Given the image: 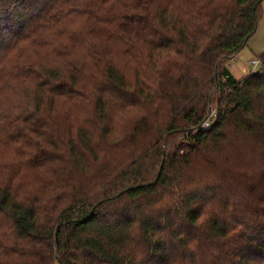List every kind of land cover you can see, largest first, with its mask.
<instances>
[{"label": "trees", "instance_id": "16d2710c", "mask_svg": "<svg viewBox=\"0 0 264 264\" xmlns=\"http://www.w3.org/2000/svg\"><path fill=\"white\" fill-rule=\"evenodd\" d=\"M263 3L0 0V264H264Z\"/></svg>", "mask_w": 264, "mask_h": 264}, {"label": "rangeland", "instance_id": "374dc122", "mask_svg": "<svg viewBox=\"0 0 264 264\" xmlns=\"http://www.w3.org/2000/svg\"><path fill=\"white\" fill-rule=\"evenodd\" d=\"M262 10H263V15L261 20L259 21V26L257 29L256 34L250 41L249 45L245 47L238 55V57L233 61L229 68L230 71L233 73V75L237 79H242L244 76L247 75L245 73V69L248 71L250 70L249 63L255 59V58H260L262 55H264V3L262 4ZM22 90H25L24 88ZM17 92L16 94H3L0 96V109H3L6 107L7 108H12L16 105L21 104L24 106L25 102L27 103V99H25L26 92L23 93L24 91ZM23 93V94H22ZM55 264H60L56 262Z\"/></svg>", "mask_w": 264, "mask_h": 264}, {"label": "built area", "instance_id": "2783aa9c", "mask_svg": "<svg viewBox=\"0 0 264 264\" xmlns=\"http://www.w3.org/2000/svg\"><path fill=\"white\" fill-rule=\"evenodd\" d=\"M249 66H250V70L247 71V70L245 69V73H247V74L256 73V72L262 70V66H261L260 60H258V59H253V60L249 63ZM215 119H216V114L214 113V114H212V115L210 116V118L204 123L203 127H204V128H208V127H210V126L213 124V122L215 121Z\"/></svg>", "mask_w": 264, "mask_h": 264}]
</instances>
